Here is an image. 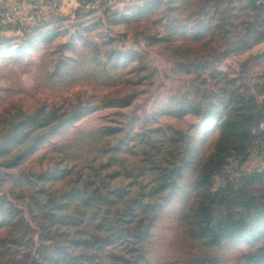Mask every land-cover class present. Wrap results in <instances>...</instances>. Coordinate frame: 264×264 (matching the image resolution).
I'll return each instance as SVG.
<instances>
[{"label":"rangeland","instance_id":"rangeland-1","mask_svg":"<svg viewBox=\"0 0 264 264\" xmlns=\"http://www.w3.org/2000/svg\"><path fill=\"white\" fill-rule=\"evenodd\" d=\"M195 2L77 0L66 11L33 6L4 24L10 34H0V208L22 211L33 241L39 226L28 206L50 199L58 205L74 184L76 177L57 176L63 155L64 167L72 157L95 160L84 174L100 168L103 194L140 187L147 193L162 172H150L144 153L165 140L182 169L149 236L130 251L125 242L107 245L98 264H264L252 259L264 244L262 231L218 246L185 233L196 170L215 152L230 98L252 106L234 119L253 138L245 154L219 153L223 164L211 190H236L264 172V0H255L259 11L249 0H221L219 11L228 7L226 17H238L214 32L208 20L197 23ZM242 19L252 21L250 35L238 25ZM245 185L258 194L264 180Z\"/></svg>","mask_w":264,"mask_h":264},{"label":"trees","instance_id":"trees-1","mask_svg":"<svg viewBox=\"0 0 264 264\" xmlns=\"http://www.w3.org/2000/svg\"><path fill=\"white\" fill-rule=\"evenodd\" d=\"M213 1H215L212 5L213 12L209 13L207 7ZM220 2L221 0H196L193 4L198 6L197 12L194 13L199 15L197 23L202 25L208 20L207 27L211 32L222 25H228L227 22L237 16L226 17L228 7L224 12L219 11ZM189 6L190 4L185 5L184 10ZM259 7L255 0H249L248 8L252 11L261 10ZM238 25L243 26L249 35L250 31H253L252 21L249 19H242ZM26 28L23 27L21 30L25 33ZM182 29L187 33V27ZM223 106L229 108L231 113L229 115L220 113L223 119L219 127V141L215 152L196 170L193 201L183 215L186 235L208 246L252 238L260 231L264 236V189L257 194L245 185V181L252 184L254 181L264 180V172L245 177L244 184L236 190H233L230 184L224 189L211 190L212 175L223 164V158L219 153L235 150L238 154H245L251 144L250 139L253 138L251 130L241 126L240 122L234 119V117L242 119L252 106L239 104L238 101L234 103L231 98ZM214 107L215 103L210 106L212 109L206 116L214 114V111H211ZM165 144L164 140L154 152L144 153L152 159L150 172H162L161 177H158L160 180L156 182L157 188L154 187L147 193L140 187L137 193L131 189L127 191L115 189L103 194L100 168L94 175L84 174L88 164L95 160L85 156L83 160L78 161L76 157H72L70 160L72 165L64 167L62 163L67 159L63 155L58 162L60 165L55 166L57 176L61 175L63 180L76 178L72 188L62 191L58 205L50 199L45 205L41 204L35 209L28 206L31 216L39 226L37 241H33V235H29L28 230L25 231L28 224L25 223L22 211L11 208L7 211L0 208V216H7L5 233L0 237V264H98L106 252L107 245L116 247L119 246L117 242H125L129 244L125 248L130 251L135 245L140 244L149 236V229L163 207L166 198L164 194L175 185V176L181 175L182 167L173 156L175 154L172 153L173 148L167 149ZM150 146L153 147V144ZM176 152L185 153L181 149H177ZM167 154L168 157L165 156ZM127 163L125 160V164ZM128 164L133 165V162ZM118 177V174L114 176ZM21 180L23 178H20L19 182ZM144 186L148 187L149 184ZM252 259L255 263L264 259V244Z\"/></svg>","mask_w":264,"mask_h":264},{"label":"crops","instance_id":"crops-1","mask_svg":"<svg viewBox=\"0 0 264 264\" xmlns=\"http://www.w3.org/2000/svg\"><path fill=\"white\" fill-rule=\"evenodd\" d=\"M77 0H0V34L9 35L4 24L12 17L25 14L26 9L30 7L51 8L58 5L62 11L76 5Z\"/></svg>","mask_w":264,"mask_h":264}]
</instances>
